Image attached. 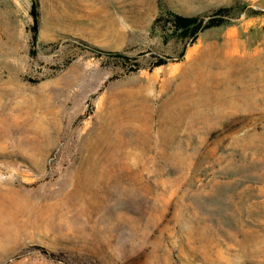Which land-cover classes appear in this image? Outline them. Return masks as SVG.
I'll list each match as a JSON object with an SVG mask.
<instances>
[{"label":"rangeland","instance_id":"rangeland-1","mask_svg":"<svg viewBox=\"0 0 264 264\" xmlns=\"http://www.w3.org/2000/svg\"><path fill=\"white\" fill-rule=\"evenodd\" d=\"M0 264H264V0H0Z\"/></svg>","mask_w":264,"mask_h":264},{"label":"bare ground","instance_id":"bare-ground-1","mask_svg":"<svg viewBox=\"0 0 264 264\" xmlns=\"http://www.w3.org/2000/svg\"><path fill=\"white\" fill-rule=\"evenodd\" d=\"M205 64V62L204 61H200V62H198V65H199V67L200 68H198V67H196V68H198V69H200V71H203L204 70V67H203V65ZM197 65V66H198ZM194 70H195V67H194ZM199 76H200V73H199ZM201 77H204V76H201ZM232 77H238V75H237V73H235V72H231V71H225V73H219L218 75H216L215 76V78H214V80L216 79V81L217 82H221V81H228V80H230V78H232ZM189 78V77H188ZM200 78V77H199ZM252 80H254V79H252ZM227 87H225V89L224 90H222V93H220L219 95H220V101H228V97H227V95L229 94L232 98H234L235 100L238 98L239 99V97H244L245 98V96H247L246 95V92H239L238 93V91L236 90V89H230V88H227ZM215 99V98H214ZM197 101H204V100H197Z\"/></svg>","mask_w":264,"mask_h":264},{"label":"trees","instance_id":"trees-1","mask_svg":"<svg viewBox=\"0 0 264 264\" xmlns=\"http://www.w3.org/2000/svg\"><path fill=\"white\" fill-rule=\"evenodd\" d=\"M32 8H33V9H32V14H33V16H34V17H37V16H38V13H37L38 3H37V1L34 2Z\"/></svg>","mask_w":264,"mask_h":264}]
</instances>
